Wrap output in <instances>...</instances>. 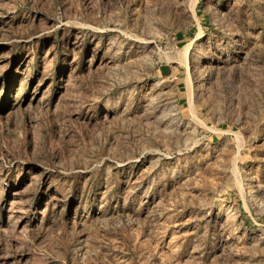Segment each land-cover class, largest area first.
I'll use <instances>...</instances> for the list:
<instances>
[{
    "label": "rangeland",
    "instance_id": "rangeland-1",
    "mask_svg": "<svg viewBox=\"0 0 264 264\" xmlns=\"http://www.w3.org/2000/svg\"><path fill=\"white\" fill-rule=\"evenodd\" d=\"M0 264H264V0H0Z\"/></svg>",
    "mask_w": 264,
    "mask_h": 264
}]
</instances>
